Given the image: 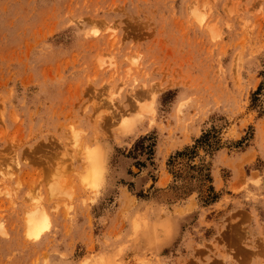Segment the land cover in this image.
Instances as JSON below:
<instances>
[{
  "label": "rangeland",
  "instance_id": "obj_1",
  "mask_svg": "<svg viewBox=\"0 0 264 264\" xmlns=\"http://www.w3.org/2000/svg\"><path fill=\"white\" fill-rule=\"evenodd\" d=\"M0 264H264V0H0Z\"/></svg>",
  "mask_w": 264,
  "mask_h": 264
},
{
  "label": "bare ground",
  "instance_id": "obj_2",
  "mask_svg": "<svg viewBox=\"0 0 264 264\" xmlns=\"http://www.w3.org/2000/svg\"><path fill=\"white\" fill-rule=\"evenodd\" d=\"M38 211L37 210L33 211L34 213L31 214L30 218L27 217L28 222L25 223L26 227H27L28 235L30 237L35 238V239H36V237L40 236L43 233L44 228L46 229V227H48L45 225L46 224V218H47L46 215L43 212L41 213V211L40 212H38ZM27 224H28V226H27Z\"/></svg>",
  "mask_w": 264,
  "mask_h": 264
}]
</instances>
